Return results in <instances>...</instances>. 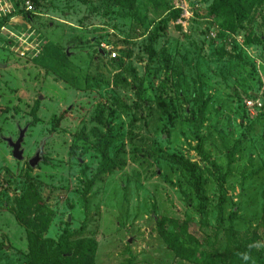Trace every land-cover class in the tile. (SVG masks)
<instances>
[{
  "label": "rangeland",
  "instance_id": "rangeland-1",
  "mask_svg": "<svg viewBox=\"0 0 264 264\" xmlns=\"http://www.w3.org/2000/svg\"><path fill=\"white\" fill-rule=\"evenodd\" d=\"M40 2L38 16L11 29L24 42L5 45L0 35V264L30 262L15 217L21 199L31 212L39 202L48 221L33 229L45 262L60 242L92 239L95 264H256L250 252L264 246V6L234 31L261 39L258 46L233 45L223 33L207 40L201 30L224 28L203 18L211 0ZM180 3L195 20L179 29L170 12ZM250 96L261 108L244 105ZM21 131L23 160L15 161L5 140ZM40 143L42 161L30 169ZM169 155L199 171V213L192 180ZM160 218L172 234L188 221L197 245L189 262L162 242Z\"/></svg>",
  "mask_w": 264,
  "mask_h": 264
},
{
  "label": "trees",
  "instance_id": "trees-1",
  "mask_svg": "<svg viewBox=\"0 0 264 264\" xmlns=\"http://www.w3.org/2000/svg\"><path fill=\"white\" fill-rule=\"evenodd\" d=\"M24 1V0H19ZM81 4L87 5L89 0H77ZM113 2H119V0H112ZM35 8L41 7L42 3L40 0H29ZM264 6V0H211L208 5L207 12L205 13L206 20H211L215 18H220L223 22V30L218 27L214 30L215 36L214 38L207 37L209 28L201 30L205 35L207 40L216 39L217 34L224 35H235L239 34L234 32L237 25H240L243 22L250 23L257 18H261L263 15L260 10ZM173 7V6H172ZM171 22H173L176 18H178L180 11L178 9L171 8ZM28 22L30 23L33 20L32 14H27ZM27 17V16H26ZM195 20V14L192 12V18L189 20L190 22ZM176 28H181L179 25H174ZM229 36V37H230ZM242 37V36H241ZM232 38V37H231ZM152 37H148V54L151 56V52H149V46L151 45ZM229 43H233V45H238V43L232 38V40L228 39ZM245 45L255 44L262 45V41L259 38H252L251 41H248V38L245 37V40L242 38L241 44ZM224 51V50H223ZM223 51L213 52L212 55L217 58V60H221L225 53ZM166 77V76H165ZM248 99H255L254 96H250ZM163 101L160 100L157 103V106L161 108L162 112L167 114L168 112L164 108ZM261 108V106H260ZM167 159L175 164H177L186 174L190 177L194 184V189L196 191V196L198 198V213L200 212L201 207L205 205V195L201 186L200 173L195 168L193 164H191L186 158L177 155H169ZM17 213L15 214L16 220L26 229V241L28 246V254L30 257L29 264H95L94 262V253H95V242L92 239H82L76 240L74 244H70L68 242H60L58 243L51 255L48 262H45L40 256L39 247L37 245V237L33 233V229H37L38 233L43 232L47 225L48 221L44 216H42L40 203L37 202L34 210L31 212L30 204L27 199H21L17 202ZM262 220L264 221V205L262 209ZM166 221L164 218L158 219L156 221L157 233L160 236L162 242L174 255L184 261L189 262L191 256L197 250V245L192 240V237L189 236L186 232L188 221L182 222L178 228L177 233L168 232L163 223ZM219 222V220H218ZM176 224L175 221H173ZM38 224V225H37ZM37 225V226H36ZM250 254L254 255V263L256 264H264V246L259 248L258 250H252Z\"/></svg>",
  "mask_w": 264,
  "mask_h": 264
},
{
  "label": "built area",
  "instance_id": "built-area-1",
  "mask_svg": "<svg viewBox=\"0 0 264 264\" xmlns=\"http://www.w3.org/2000/svg\"><path fill=\"white\" fill-rule=\"evenodd\" d=\"M29 0L19 1V0H0V35H8L7 40H5V45H16L19 41H22L19 36L14 34L11 29L14 27H19L20 24L29 23L27 14H32L33 16H38L39 13ZM173 9H178L180 11L178 18H176L172 23L173 25H179L184 27L189 19L192 18V10L187 4L180 3L179 6H174ZM27 16V17H26ZM214 30H210L207 37L214 38ZM231 37L238 43L241 44L242 37L241 34L231 35ZM14 38V40L12 39ZM24 42V41H22ZM109 58H114L116 53L111 50L107 53ZM244 105L249 109H257L261 106L257 99H248L244 101Z\"/></svg>",
  "mask_w": 264,
  "mask_h": 264
},
{
  "label": "water",
  "instance_id": "water-1",
  "mask_svg": "<svg viewBox=\"0 0 264 264\" xmlns=\"http://www.w3.org/2000/svg\"><path fill=\"white\" fill-rule=\"evenodd\" d=\"M6 67H7L6 64H0V69H4ZM41 99H42L41 96L37 97V100H41ZM22 139H23V132L21 131L14 142H12L9 139L5 140L7 145L11 148V156L15 161L23 160L22 150L20 149V144L22 142ZM42 144L43 143L39 145L34 155L26 160L27 166L30 169H35L36 166L42 161V152H41ZM68 221H69V217H67V222Z\"/></svg>",
  "mask_w": 264,
  "mask_h": 264
},
{
  "label": "flooded vegetation",
  "instance_id": "flooded-vegetation-1",
  "mask_svg": "<svg viewBox=\"0 0 264 264\" xmlns=\"http://www.w3.org/2000/svg\"><path fill=\"white\" fill-rule=\"evenodd\" d=\"M19 133H20V132H19ZM18 135H19V134H18ZM17 137H18V136H17ZM5 142H6V141H5ZM21 143H22V142H21ZM6 144H7V143H6ZM40 144H41V143H40ZM40 144H39V145H40ZM20 145H21V144H20ZM38 147H39V146H38ZM38 147H37V148H38ZM42 148H43V147H42ZM20 149H21V148H20ZM36 150H37V149H36ZM36 150H35V151H36ZM41 152H42V149H41ZM34 153H35V152H34Z\"/></svg>",
  "mask_w": 264,
  "mask_h": 264
}]
</instances>
